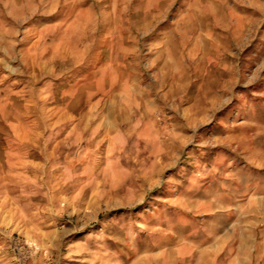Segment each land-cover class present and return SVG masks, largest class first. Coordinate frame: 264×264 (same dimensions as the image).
Wrapping results in <instances>:
<instances>
[{
    "label": "rangeland",
    "instance_id": "rangeland-1",
    "mask_svg": "<svg viewBox=\"0 0 264 264\" xmlns=\"http://www.w3.org/2000/svg\"><path fill=\"white\" fill-rule=\"evenodd\" d=\"M162 48L175 63L153 59ZM43 73L72 84L44 91ZM169 74L178 91H164ZM128 83L172 123L160 158L44 141L73 115L99 119ZM43 171L49 190L34 192ZM49 226L64 239L43 237ZM143 248L264 264V0H0V264H127Z\"/></svg>",
    "mask_w": 264,
    "mask_h": 264
},
{
    "label": "crops",
    "instance_id": "crops-1",
    "mask_svg": "<svg viewBox=\"0 0 264 264\" xmlns=\"http://www.w3.org/2000/svg\"><path fill=\"white\" fill-rule=\"evenodd\" d=\"M202 16L205 17L207 15L202 13ZM165 48H162L159 51L158 56L154 57L153 59H157L159 63H162V65H171L175 63L174 61H176V57L171 55L170 52ZM68 76H72V79L77 80V84L74 83L75 87L73 88V91H82V82L77 73L74 72L73 74H68ZM174 76L175 74H169V84L165 85L164 91H178V81ZM72 79L67 80L66 74H62L59 75L57 79L51 80L48 73H43L39 80L42 83L41 87L44 91H66L65 84L67 81L70 82L69 84H72ZM175 82H177V84L173 85ZM23 85V83L14 85L5 90L17 91L22 88ZM186 86L187 84L182 85V91H186ZM122 91V99H118L119 101L112 98H109V101L107 99L108 106L106 112L105 114H102L103 116H101L99 119L93 121L90 119L83 120V117L81 116L82 114L79 116L73 115L71 120H63L61 121L62 123H59V121L58 125L53 127L54 131H49L47 136L44 137V141L53 140V142H56L53 145L56 146L59 143L64 142L65 138H68V140H70V138H74L75 142L73 143L78 145L74 151L75 153L80 154L81 152H84V154H90L91 152L98 150L97 154H100L101 156L105 155L107 160L112 161L120 159L121 155L124 157L129 145L142 144L144 150L150 155V160H156L160 158V145L162 144L163 138L167 136L163 134V130L164 128H170L172 123L166 120L161 121L156 118L157 114L153 112V104L155 103L154 97L146 98L145 92L137 90L134 84L129 85L128 83ZM136 99L140 100L141 102H143V99H145V101L144 103H140L143 105H138V103L136 104L135 102ZM117 103L119 107L117 115H112V105ZM124 105L130 106L128 114L126 111H123V108H125ZM132 106H134V109ZM58 107L62 109V111H66V105H58ZM90 107L93 108V106ZM78 111H82V109L78 108ZM31 119L32 118H29V120L25 119V122L29 123ZM23 124L24 123L19 122L17 123V126L20 127ZM87 132L89 133V137L83 140L82 137ZM24 138L27 137L25 136ZM18 139L23 140V137L19 136ZM167 140H171V138L169 137ZM71 151V149H62L61 151L57 152V158L61 165H65V160L67 157L69 158L71 156ZM30 153L32 154L33 152ZM80 158L82 159V156H80ZM87 164H89V167L91 168L90 162ZM63 173L64 174L62 176L65 175V172ZM45 174L46 172L43 171L41 176L35 179L36 181H33L32 190H34V192H40L44 190L46 191V189L49 190V186H46L42 180ZM123 174L124 176L131 175L128 170L124 171ZM143 175H146V173H143ZM86 182L87 183H84L83 185L80 184V186L77 188H73V191L75 193L83 191V189L89 183L92 184L89 179ZM25 185L27 184L24 183L21 186ZM40 234L43 237H49L48 239L50 241H56L59 238L64 239L60 229L54 228L52 226H49L47 229H41ZM54 245H57V242L53 243V247H51L52 250L54 248L56 249ZM47 250L50 251L51 249L47 248ZM185 255V251L179 248H143L137 249L132 258L128 260L127 264H187Z\"/></svg>",
    "mask_w": 264,
    "mask_h": 264
}]
</instances>
